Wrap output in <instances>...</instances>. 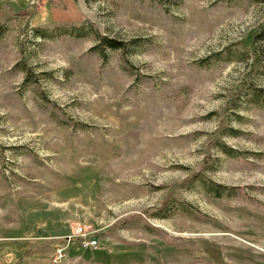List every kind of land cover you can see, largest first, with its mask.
Here are the masks:
<instances>
[{
	"label": "rangeland",
	"instance_id": "obj_1",
	"mask_svg": "<svg viewBox=\"0 0 264 264\" xmlns=\"http://www.w3.org/2000/svg\"><path fill=\"white\" fill-rule=\"evenodd\" d=\"M260 38L264 0H0V264H264Z\"/></svg>",
	"mask_w": 264,
	"mask_h": 264
},
{
	"label": "built area",
	"instance_id": "obj_2",
	"mask_svg": "<svg viewBox=\"0 0 264 264\" xmlns=\"http://www.w3.org/2000/svg\"><path fill=\"white\" fill-rule=\"evenodd\" d=\"M73 235V239H71L70 241H72L73 243H77L83 248H93L96 246V239L86 236L80 226H75L73 228ZM58 253L59 255H61L59 250Z\"/></svg>",
	"mask_w": 264,
	"mask_h": 264
},
{
	"label": "trees",
	"instance_id": "obj_3",
	"mask_svg": "<svg viewBox=\"0 0 264 264\" xmlns=\"http://www.w3.org/2000/svg\"><path fill=\"white\" fill-rule=\"evenodd\" d=\"M101 45H105L106 47L109 48H120L121 47V43H119V41H115L113 39H108V38H101ZM257 42H262L264 43V38H260V40L257 39ZM219 188H222L220 185H216V187L213 189L215 193V195H219Z\"/></svg>",
	"mask_w": 264,
	"mask_h": 264
}]
</instances>
